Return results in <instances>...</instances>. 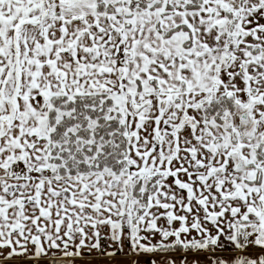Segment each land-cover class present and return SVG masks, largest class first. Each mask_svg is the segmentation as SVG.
<instances>
[{"label":"snow or ice","instance_id":"snow-or-ice-1","mask_svg":"<svg viewBox=\"0 0 264 264\" xmlns=\"http://www.w3.org/2000/svg\"><path fill=\"white\" fill-rule=\"evenodd\" d=\"M0 264H264V0H0Z\"/></svg>","mask_w":264,"mask_h":264}]
</instances>
